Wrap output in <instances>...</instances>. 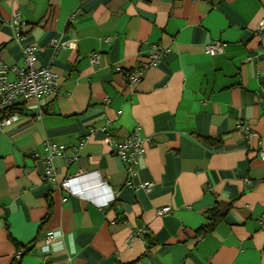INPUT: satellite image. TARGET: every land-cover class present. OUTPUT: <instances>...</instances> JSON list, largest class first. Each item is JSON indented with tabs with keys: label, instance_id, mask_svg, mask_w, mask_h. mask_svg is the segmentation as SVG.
Returning a JSON list of instances; mask_svg holds the SVG:
<instances>
[{
	"label": "crops",
	"instance_id": "1",
	"mask_svg": "<svg viewBox=\"0 0 264 264\" xmlns=\"http://www.w3.org/2000/svg\"><path fill=\"white\" fill-rule=\"evenodd\" d=\"M263 17L264 0H0V60L31 46L59 78L0 127V264H264ZM129 133L133 164L110 141Z\"/></svg>",
	"mask_w": 264,
	"mask_h": 264
},
{
	"label": "built area",
	"instance_id": "2",
	"mask_svg": "<svg viewBox=\"0 0 264 264\" xmlns=\"http://www.w3.org/2000/svg\"><path fill=\"white\" fill-rule=\"evenodd\" d=\"M11 26L20 30L22 27V20L19 15L14 16L11 19ZM257 30L264 32V17L259 21ZM20 33H17L19 35ZM52 44V42H51ZM68 46L70 43H66ZM166 51L163 47L154 45L151 46L146 58L137 63L133 71L128 77L129 85H133L138 82L145 71V69L151 65L157 63L161 55ZM222 51L221 45L215 41L207 43L205 45V52L214 55ZM37 50L34 47L27 46L23 49V60L20 66L8 67L5 63L0 60V112L12 105L17 104L19 101L25 98L35 97L39 98L43 95L53 94L57 91L59 85V78L56 72H54L48 66H36L37 62ZM98 55L92 54L90 56V62L96 63ZM13 74V78L9 77V74ZM20 113L12 111L6 116L0 117V127L7 126L20 117ZM248 131L249 127H244ZM111 144L114 146V152L122 160L133 164L143 154L142 139L137 133H129L125 135L122 140L111 139ZM49 156L47 159L50 161L54 155H63L69 161L77 157L76 154L66 156L63 153L62 146L55 144H48ZM259 156L264 160V151L259 152ZM100 178V183H105V180ZM47 181H55V171L53 166L48 163L46 167L45 177ZM150 184L145 187L148 188ZM61 187L66 189L73 195H80L82 191H73L71 189V182L68 178L64 179L61 183ZM171 210L170 206H163L157 210L158 215H162ZM146 232L144 227L137 229V235H142ZM54 237V233L49 232L44 238V250L49 249V245ZM23 249L17 250L16 258H19L23 254Z\"/></svg>",
	"mask_w": 264,
	"mask_h": 264
},
{
	"label": "trees",
	"instance_id": "3",
	"mask_svg": "<svg viewBox=\"0 0 264 264\" xmlns=\"http://www.w3.org/2000/svg\"><path fill=\"white\" fill-rule=\"evenodd\" d=\"M12 111H17V112H19L20 114H24L25 113V110H24V106H23V104H22V102H18L17 104H15V105H12V106H10L9 108H6V109H4V110H2L1 112H0V117H3V116H6V115H8L9 113H11ZM215 214H214V212L212 211L211 213H210V215H209V217H208V219H209V221H208V223L205 225V226H203V227H201V229L199 230L201 233H203V232H205V231H207V230H209V229H211L212 228V226H213V224H214V221H215ZM219 217V216H218ZM217 217V218H218ZM217 220V219H216ZM216 222V221H215Z\"/></svg>",
	"mask_w": 264,
	"mask_h": 264
}]
</instances>
